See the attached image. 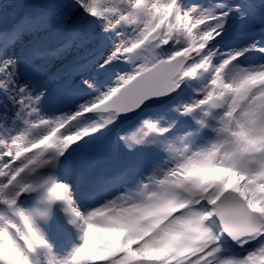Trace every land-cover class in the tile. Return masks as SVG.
I'll list each match as a JSON object with an SVG mask.
<instances>
[{
    "label": "snow or ice",
    "instance_id": "obj_1",
    "mask_svg": "<svg viewBox=\"0 0 264 264\" xmlns=\"http://www.w3.org/2000/svg\"><path fill=\"white\" fill-rule=\"evenodd\" d=\"M0 264H264V0H0Z\"/></svg>",
    "mask_w": 264,
    "mask_h": 264
},
{
    "label": "bare ground",
    "instance_id": "obj_2",
    "mask_svg": "<svg viewBox=\"0 0 264 264\" xmlns=\"http://www.w3.org/2000/svg\"><path fill=\"white\" fill-rule=\"evenodd\" d=\"M234 180V177L232 178ZM231 181V180H230ZM232 182V181H231ZM96 231H104V232H108V231H115V230H106V229H96Z\"/></svg>",
    "mask_w": 264,
    "mask_h": 264
}]
</instances>
